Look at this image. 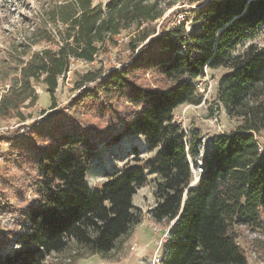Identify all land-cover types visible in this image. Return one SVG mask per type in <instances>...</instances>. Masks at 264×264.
I'll return each mask as SVG.
<instances>
[{
    "label": "trees",
    "instance_id": "trees-1",
    "mask_svg": "<svg viewBox=\"0 0 264 264\" xmlns=\"http://www.w3.org/2000/svg\"><path fill=\"white\" fill-rule=\"evenodd\" d=\"M194 4L171 12L157 32L152 24L165 13L158 0H110L104 8L76 0L59 8L68 37L57 51L32 56L0 98V121L24 122L19 110L36 102L34 83L42 79L51 111L21 136H0L9 144L0 213L20 219L15 250L0 254V264H45L63 253L71 264L110 257L142 223L132 200L146 184L144 168L108 173L100 189H89L85 176L102 145L126 137H141L148 152L157 151L145 164L157 179L153 221L172 224L160 264H249L238 241L246 231L264 233V153L256 139L264 130V45L254 43L264 36V0L187 1ZM133 26L134 58L107 74L87 71L79 92L56 109L58 80L71 60L93 63ZM205 69L227 71L216 106L237 126L213 142L185 193L193 183L188 159L199 149L174 112L201 104L193 82ZM29 193L35 200L28 203Z\"/></svg>",
    "mask_w": 264,
    "mask_h": 264
},
{
    "label": "rangeland",
    "instance_id": "rangeland-1",
    "mask_svg": "<svg viewBox=\"0 0 264 264\" xmlns=\"http://www.w3.org/2000/svg\"><path fill=\"white\" fill-rule=\"evenodd\" d=\"M76 0H0V98L6 91L18 83L19 71L32 56L45 50L57 51L63 40L68 37L67 25L58 20L64 15L60 7L74 4ZM110 0H91V7L104 8ZM164 17L155 21L152 26L156 32L161 22L173 11L189 10L196 5H187L188 0H158ZM171 8L168 9V6ZM72 8L68 9L70 11ZM63 12V13H62ZM187 15H189L187 13ZM188 23L186 27H189ZM137 27L133 26L122 31L115 38L116 44L108 52H102L95 57L93 63L72 59L69 71L58 80L55 92L56 109L65 108L79 92L77 85L87 71L102 69L104 74L121 68L134 58L129 44L137 36ZM71 41V40H70ZM264 45V36H259L254 42ZM224 69H205L204 75L193 82L197 94L201 96L199 106H182L174 112V120L179 123L185 136L196 140L199 155L189 158L192 166L193 183L199 180L202 172V159L210 152L213 142L222 135L235 130L237 122L227 117L221 108L216 106L218 82ZM42 79L34 83L37 97L33 105L25 103L19 110L25 118L24 122L17 118L0 121V136L12 134L19 130L21 136L26 132L23 127H29L43 119L51 112L50 99ZM44 113V115H42ZM188 138V139H189ZM261 149H264V130L256 137ZM9 144L0 142V186L1 177L5 174V158ZM137 149L138 155L133 153ZM157 151H147L144 139L141 137H126L117 145H102L93 163L88 167L85 184L89 189H100L105 183V175L119 173L130 167H142L147 178L146 184L137 191L132 204L139 211L142 223L131 233L120 240L116 249L108 259L99 256L79 260L74 264H153L154 258L164 256L165 243L171 225L155 224L153 221L157 202L154 191L157 184L156 176L145 164L153 161ZM27 202H33L35 196H27ZM18 216L2 215L0 213V254L12 253L13 234L18 232ZM246 252L249 264H264V233L246 231L238 241ZM69 253L53 255L47 258L45 264H71Z\"/></svg>",
    "mask_w": 264,
    "mask_h": 264
},
{
    "label": "built area",
    "instance_id": "built-area-1",
    "mask_svg": "<svg viewBox=\"0 0 264 264\" xmlns=\"http://www.w3.org/2000/svg\"><path fill=\"white\" fill-rule=\"evenodd\" d=\"M85 64L86 65H89L88 63H85ZM260 153H264V149H260ZM168 236H169V234H168ZM160 263H161V257L160 256H156L154 258V263L153 264H160Z\"/></svg>",
    "mask_w": 264,
    "mask_h": 264
},
{
    "label": "water",
    "instance_id": "water-1",
    "mask_svg": "<svg viewBox=\"0 0 264 264\" xmlns=\"http://www.w3.org/2000/svg\"><path fill=\"white\" fill-rule=\"evenodd\" d=\"M188 161H189V163H190V165H191L190 159H188ZM195 184H196V183H192V184L189 186V188L186 190L185 193H187L190 189H192V188L195 186ZM174 222H175V221H174ZM168 234H169V233H168Z\"/></svg>",
    "mask_w": 264,
    "mask_h": 264
}]
</instances>
